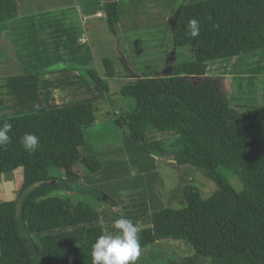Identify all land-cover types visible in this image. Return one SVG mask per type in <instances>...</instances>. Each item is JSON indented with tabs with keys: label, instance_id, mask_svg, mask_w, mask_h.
<instances>
[{
	"label": "trees",
	"instance_id": "obj_1",
	"mask_svg": "<svg viewBox=\"0 0 264 264\" xmlns=\"http://www.w3.org/2000/svg\"><path fill=\"white\" fill-rule=\"evenodd\" d=\"M100 2L106 27L117 38L118 3ZM16 16V0H0V23ZM192 18L201 26L194 39L186 30ZM168 21L169 52L187 48L191 58L168 60L165 73L147 69L123 76L134 79L119 90L131 106L115 124L126 128L123 135L146 154L193 167L216 190L203 198L190 184L183 189L182 208L153 211L150 227L139 229L141 252L155 242L177 240L212 264H264V104L234 107L223 78L206 73L208 63L235 58L246 42L264 38V0H184L172 8ZM102 64L103 76L90 65L81 69L108 94L105 79L118 73L107 57ZM248 74L264 77V62ZM96 112L95 103L84 101L0 117V125H12V142L0 149V175L22 169L21 191L15 200L0 202V264H92L91 246L104 232L97 209L52 194L78 184L74 168L84 175L102 169L96 156L81 152L84 131L95 124ZM26 133L40 138L34 154L20 144ZM150 133H172L173 139L166 146ZM53 170L64 171L65 179L51 177ZM232 176L241 181L240 192L230 185ZM18 215L27 238L20 233Z\"/></svg>",
	"mask_w": 264,
	"mask_h": 264
},
{
	"label": "crops",
	"instance_id": "obj_2",
	"mask_svg": "<svg viewBox=\"0 0 264 264\" xmlns=\"http://www.w3.org/2000/svg\"><path fill=\"white\" fill-rule=\"evenodd\" d=\"M93 1L94 5H96L95 10H92L91 6L93 2L90 5L89 0H16L17 16L14 19L0 23V49L3 50V53L0 52V91L4 92V89L12 88H43L45 91L51 92L58 89L56 88V84L58 83H54L53 81L70 76L80 77L70 81L81 80V74H83L81 68L87 65L93 67L92 63L95 60L93 57L95 47L92 46V35L101 36L100 27H103V21L105 22L100 0ZM38 2L46 10L38 12L35 8ZM2 26L4 28H1ZM94 53L96 55L98 54V52ZM231 59L208 63L207 75L211 76L209 69L213 64ZM58 64L59 66L56 67ZM63 64L77 66L80 70H77L78 68L65 69ZM257 78L264 77L257 76ZM81 85L82 83H76L69 86V88H75L76 92H82ZM30 94H33V96L27 100L28 102H34L33 109H38L41 106L52 107L47 106L49 101H42L46 96L38 95L37 90L21 93L18 96H28ZM2 96L0 98H3ZM91 102L95 103L94 101ZM260 104V102L256 103V105ZM96 125L94 124L84 131L85 145L82 147L81 152L86 156H96L102 163V169L92 175L79 174L80 180L72 190L89 192L95 195V198L99 202L95 209H97L100 215L99 224L102 226L104 232L115 231L113 227L103 225L105 221H102V214L113 215L114 209L111 210V208L116 207V205H120V209L126 214L130 215L132 213L137 216L144 214L147 216L148 223L145 226L138 227L141 229L150 227V214L153 211L166 207L178 209L179 206L185 203L183 196L182 204L177 207L173 206V204L165 206L163 203L157 201L161 197L159 196L160 193H157L156 189H154L155 187H153V182L156 181V175L154 173L156 167L159 166L161 168L164 161H160L157 157L141 152L138 146L128 136L120 134L121 129H114L110 133L108 131L110 125H106L107 129L103 130V132L107 131L104 134L105 136L102 137L103 132L100 135L91 133L96 128ZM98 137L100 139L94 140V138ZM123 147L128 152L127 160L125 159L126 153ZM130 150L135 152L140 162L142 161L151 165L152 172L150 171L146 176L141 172L137 173L136 176H129L125 167H130L131 164L132 166L135 165L138 169L142 168L146 170L135 161L136 159L129 156ZM175 166L177 169L193 168L188 165L177 166L175 164ZM74 169L76 172L79 170L77 167ZM179 172L176 171L175 173L180 174ZM124 175L127 177V180H122ZM52 176L60 180L65 179L64 171L54 172ZM166 176L164 175L162 177ZM162 179L167 184L171 183L174 186L170 190L169 200H175L174 198L176 197L178 199L180 189L183 195L184 187L181 188L179 186L177 179L176 181ZM158 180L160 183L159 188L162 187V190L168 191L167 184L163 183L160 178ZM145 182L149 186L146 189L143 186ZM122 183L126 184L127 187L123 188L121 186ZM94 184L98 185L101 190L92 188ZM140 186L143 187L141 190ZM119 194H124L127 202L123 203L120 201L118 198ZM154 252L160 257L159 261L162 264H212L209 258L198 256L190 245H186L177 240H161L155 242L147 246L141 252L139 258L142 257L141 259L146 264H150V261L156 257L154 256Z\"/></svg>",
	"mask_w": 264,
	"mask_h": 264
},
{
	"label": "rangeland",
	"instance_id": "obj_3",
	"mask_svg": "<svg viewBox=\"0 0 264 264\" xmlns=\"http://www.w3.org/2000/svg\"><path fill=\"white\" fill-rule=\"evenodd\" d=\"M116 1L118 3L120 14V21L118 24V37L116 38L109 33L106 27V22L104 21L103 27H100L101 36H96L95 34L92 35V46L95 47V51L93 50V57L95 58V60L92 63V68L100 76H103L105 69L103 67L102 60L107 57L114 63L115 69L118 73V77L116 78L105 79L109 87L108 94H105L104 91L95 86L87 77L84 70H82L83 74H81V80L78 79V81H70L72 79L80 78L79 76H70L68 78H62L57 81H53L54 83H58L56 84V88L58 89H55L51 92L45 91L43 88H12L4 89V92L0 91V97L3 95V98L0 99H4V105L0 106V117L19 114L23 111L32 110L34 102H28L27 99H31L30 97H32L33 94L28 95L29 97H19L18 95L21 93L33 92L37 90V92L39 93L38 95L46 96V98L42 101H49L47 106L52 107H62L79 101H94L97 109L95 122V124L97 125L91 133L100 135L104 129H107L106 125H110L108 128V131L110 133L113 132L112 130L117 129L118 127L115 124L117 115L121 116L129 112L131 106L130 101L121 98L119 90L122 86L134 81V79L132 78H125L123 76L142 75V73L147 69L165 73L168 57L171 53L169 52L170 47H168L169 44L167 43L169 33L166 30L169 16L172 8L176 4L181 3L184 0ZM89 2L90 5L93 2L91 8L92 10H95L96 5H94V1L89 0ZM35 8L38 10V12L46 10L44 6L40 4V2L36 3ZM1 28H4V26H2ZM0 52L3 53V50L0 49ZM94 52H98V54L96 55V53ZM173 56L175 57L174 61L181 63L184 61H188L191 58V52L187 48H182L174 52ZM122 60L125 62L126 67H124V65L122 64ZM263 62L264 38L255 39L253 41L246 42L243 53L235 57V59L213 64L209 69V73L211 74V76H219L223 78L224 87L227 91V94L229 95L228 98L234 107L239 108L244 105H256V103L258 102L264 104L262 100L264 78H257V76L248 74V70L250 68ZM58 66L59 64L56 67ZM125 68L128 69V71ZM76 83H82V85L80 86L83 90L82 92H76L75 88H69V86ZM52 95L54 96L52 97ZM118 130L120 129L118 128ZM106 132L107 131L102 133V137L105 136L104 134ZM123 132H127V129L123 128L120 130V134L123 135ZM150 138L163 141L166 146H169L173 139V134L150 133ZM97 139H100V137L94 138V140ZM123 150L126 153L125 159L127 160L128 152L124 149V147ZM140 151L143 152L142 150ZM129 153V156L136 159L135 161H137L138 164L141 167H144L146 170L142 168H139V170L135 165L132 166L131 164L130 167H125L128 175L136 176L137 173L141 172L146 176V174L151 171V165L142 161L140 162L139 157H137L135 152H132V150H130ZM160 161H164V164L161 166V168H159V166L156 167L154 173V175H156V181L153 182V187H155L154 189H156L157 193H160L159 196L161 198H158L157 201L163 203L165 206H170L171 204H173V206L175 207L179 206L183 202V195L180 189L179 198L177 199L176 197L174 198L175 200H169V193L171 192L170 190H172L174 186L171 183L167 184L162 178L173 181H176L177 179L181 188L193 184L200 190L203 198H207L216 190V186L214 185V183L211 182L208 178L204 177L200 173V171H197L193 168L177 169L175 164L171 161ZM176 171H180V174L177 173V175L175 173ZM54 172L57 171L53 170L50 173L51 177H53L52 175ZM78 174H83L81 169L78 170ZM164 175L167 176L162 177ZM123 177L124 178L122 180H127V177H125V175ZM159 178L163 183L167 184L166 186L169 189L168 191L162 190V187L159 188ZM228 180L230 185L236 192H240L242 190V183L238 177L232 176L231 178H228ZM121 186L123 188L127 187V185L124 183H122ZM143 186L144 189H146V187H149L146 185V182ZM92 188L101 190L96 184H94V187L92 186ZM142 188L143 187L140 186V190ZM21 189L22 169H18L9 174L0 175V202L15 200L17 194L21 191ZM52 196L62 199H70L74 202H83L88 204L92 208H97V205L99 204V202L95 198V195H93L92 193L73 191L64 187H59L58 190L52 194ZM118 198L123 203L127 202L126 196H124V194H119ZM183 206L184 204L182 206H179L178 209L182 208ZM111 210H113V215L102 214V221H105L103 225L106 227H112V222L121 217L130 219L138 227L145 226V224L148 223V217L144 214H140L138 216L132 213L130 215L126 214L122 209H120V205L112 207ZM17 224L20 233L24 236V238H27L19 215L17 218ZM36 236L37 235H31V237ZM154 253V256L156 257L155 259L150 261V264H162L159 261L160 257L156 252ZM141 258H138L139 261L137 260L136 264H146V262Z\"/></svg>",
	"mask_w": 264,
	"mask_h": 264
},
{
	"label": "clouds",
	"instance_id": "obj_4",
	"mask_svg": "<svg viewBox=\"0 0 264 264\" xmlns=\"http://www.w3.org/2000/svg\"><path fill=\"white\" fill-rule=\"evenodd\" d=\"M190 38H196L201 31L200 22L192 18L186 26ZM12 125H0V149H5L11 142L9 135ZM23 149L34 154L40 147V138L33 133H26L20 138ZM115 232H103L91 246L92 264H136L141 255L139 228L130 219L119 218L112 222Z\"/></svg>",
	"mask_w": 264,
	"mask_h": 264
},
{
	"label": "water",
	"instance_id": "obj_5",
	"mask_svg": "<svg viewBox=\"0 0 264 264\" xmlns=\"http://www.w3.org/2000/svg\"><path fill=\"white\" fill-rule=\"evenodd\" d=\"M168 23H170V21H168ZM174 52H175V51H173V52H171V53L169 54L168 60H170V61H174V58H173V54H174Z\"/></svg>",
	"mask_w": 264,
	"mask_h": 264
}]
</instances>
